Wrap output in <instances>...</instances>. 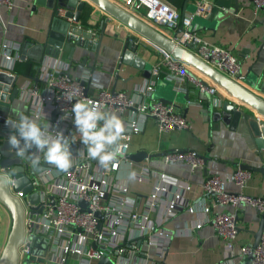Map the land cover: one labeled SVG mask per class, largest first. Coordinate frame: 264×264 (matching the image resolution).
<instances>
[{"label":"built area","instance_id":"built-area-1","mask_svg":"<svg viewBox=\"0 0 264 264\" xmlns=\"http://www.w3.org/2000/svg\"><path fill=\"white\" fill-rule=\"evenodd\" d=\"M119 1L127 9H142L144 17L152 23L170 29L180 26V30L171 36L176 43L186 47L226 77L236 79L239 75V60L233 50L204 39L190 28L193 14L204 11L199 3L194 13L180 16L176 8L166 0ZM250 1L254 9L264 10V0ZM0 4L10 7L12 0H0ZM57 16L63 17L67 22L64 35L68 40L87 46L95 45L94 31L81 30L76 21L64 16L62 7L57 8ZM85 33H89V36ZM19 59V43L2 40L0 72L13 76L15 62ZM160 67L178 74L183 80H190L192 91L212 95L221 88L165 51L152 67V73L157 72ZM67 71V62H41L38 81L29 79L23 85L17 84L18 94H21L26 103L29 101L27 116L36 119L42 127L50 125V131H62L66 137H76V141L70 146L72 166L66 171L45 163L43 153L39 154L40 164L36 168H33L29 158L20 157L27 165L32 190H36L38 194L35 203L29 202L27 195L21 190L12 188L13 178L7 172L8 167L0 165V173L5 175L9 191L19 198L23 207L24 230L22 240L16 247L17 264H97L100 256H109L112 264H147L139 256V241L144 239L147 244L155 246V256L162 258L174 234L163 223L182 210L201 212L202 218L193 226L199 227L202 222H210L215 234L221 238L223 255L216 264H236V261H241L247 254H251V264H264V195L248 194L240 189L228 191L217 174H207L201 182V188L209 198L199 205L190 204L182 194L189 185L175 182L177 187L169 188V178L164 172H160L157 181L145 196L141 209L134 208L127 200V183L116 179L115 174L121 166L132 162L127 157L131 135L140 131L148 118L154 120L158 130L188 127L185 116L172 102L154 98L144 101L145 97H152L154 77L149 76L144 84L135 87L132 92L117 88L89 91L88 69H82L75 76H69ZM199 78H204L207 83L204 84ZM69 97L73 100L68 101ZM75 100H92L107 112H129L123 122L125 132L115 144L109 146L108 150L114 154V160L106 168L88 155L87 147L79 140L71 111ZM186 102L199 105L194 100ZM53 109L57 112L51 118ZM8 118L12 119L0 111V132L7 137L12 131L5 124ZM1 150L0 147V158ZM179 158L185 160L191 169L201 164V157H197L194 151H170L163 154L165 161ZM130 172L137 181H142L147 175V170L140 165L137 169L131 167ZM250 173L249 169L236 167L231 178L241 188ZM37 204L40 205V212L36 217L34 213L29 215L30 208ZM242 204L255 208L263 220L255 246L250 241H235L240 228L237 211ZM217 205H229L232 210H215Z\"/></svg>","mask_w":264,"mask_h":264},{"label":"crops","instance_id":"crops-1","mask_svg":"<svg viewBox=\"0 0 264 264\" xmlns=\"http://www.w3.org/2000/svg\"><path fill=\"white\" fill-rule=\"evenodd\" d=\"M84 1L87 6L80 11L76 21L81 30L94 31L96 40H99V30L103 26L102 20H105L97 52L68 40L64 35L66 20L59 16L51 19V10L45 5L36 4L34 0H12L10 7L0 4V42L11 40L19 43L20 59L14 65L15 82L23 85L35 75L34 62L30 57L39 53L38 49L35 50L36 45L31 43L36 40L37 43L46 44L42 62H67L69 76H75L82 69H88L89 91L113 86L132 92L135 87L144 84L148 77L144 76L143 70L131 65L121 63L118 66L123 38L130 34L139 41L135 53L150 64L149 76L155 79L152 97H145L144 101L159 97L170 99L185 116L188 127L158 130L154 120L148 118L143 128L131 135L127 153L143 149L148 153H164L144 157L139 161L132 160L119 168L115 177L127 183V200L134 208L141 209L145 196L157 181L160 172H164L169 178V188L177 187L176 183L180 182L189 185L182 194L190 204L199 205L209 198L201 188V182L207 174H217L228 191L235 192L240 189L248 194L264 195V168L260 167L264 166V149H261L259 158L241 120L235 129H230L227 123L212 115L211 101L229 98L227 93L222 88L212 95L192 91L190 80H183L178 74L163 67L152 73V67L159 61L164 50L107 15L89 0ZM113 1L127 9L121 1ZM166 1L176 8L180 16L184 5L186 9L183 14L194 13L197 8L196 5L193 9L194 4L202 5L204 11L199 14H206L210 25L197 29L198 23L192 22L191 18L190 28L204 39L233 50L240 65L237 80L248 87L244 79L253 78L252 89L264 98V93L259 90V86L264 88V10L254 9L250 0ZM127 10L168 36H174L176 33V28L170 29L150 22L144 17L142 9L128 7ZM187 100L197 101L199 105L187 103ZM248 110L253 111L250 107ZM16 112L26 115V102L20 93L9 101L7 115L15 119ZM108 112L115 113L122 122L129 113L128 110L122 113ZM170 151H194L197 157H201V164L191 169L182 158L165 161L163 154ZM201 153L207 156L205 160L198 156ZM241 163H248L259 169H249L250 176L244 179L243 186L239 188L234 184L231 173ZM139 165L147 170V175L142 181L134 179L130 172L131 167L137 169ZM214 209L232 210V207L217 205ZM202 216L199 211L177 212L163 223V226L171 229L174 234L162 258L155 256V246L147 244L144 239L138 244L139 256H142L147 264H216L223 255L221 238L215 234L210 222H202L199 227L193 226ZM151 217L154 218V215L151 214ZM237 217L240 228L235 241L252 242L260 219L257 211L242 204L238 207ZM9 226V211L0 204V248ZM238 262L240 261H236V264Z\"/></svg>","mask_w":264,"mask_h":264},{"label":"water","instance_id":"water-1","mask_svg":"<svg viewBox=\"0 0 264 264\" xmlns=\"http://www.w3.org/2000/svg\"><path fill=\"white\" fill-rule=\"evenodd\" d=\"M36 4L45 5L51 10V19L57 16V8L62 7L64 9V16L71 17L73 21L78 20L80 11L87 6L84 0H34ZM95 6L103 10L107 15L115 18L119 22L123 23L131 30L139 34L141 37L149 40L155 45L162 48L165 52L171 54L174 58L184 62L186 65L191 67L192 70L199 73L202 77L208 78L210 81L218 84L228 95L229 98L222 99L221 101H211L210 108L212 109V115L220 119L221 121L228 124L230 129H235L238 125L239 120L243 123L249 138L255 148V152L259 158H261V149H264V98L261 97L255 90L253 78H245L248 87L241 84L237 77L231 79L218 72L207 63L199 59L186 47L176 43L171 36L164 34L159 31L149 22L136 16L132 12L118 5L112 0H89ZM197 4L193 5V9ZM185 5L182 8L181 16L184 14ZM193 21L198 23L197 29L206 28L210 25L207 21V15H201L194 13L192 16ZM103 26L99 30V40L103 33V27L105 20H102ZM67 27V22L64 28ZM180 30V26H177L176 31ZM89 36V33H85ZM99 40H96L94 46H87L84 43H78L85 48L93 49L94 52L98 51ZM138 40L130 34H127L122 41L121 49L118 55V66L123 64L131 65L135 68L143 70L145 77H149L151 73V66L144 61L142 57L135 53L136 45ZM36 45L35 50L38 49L39 53L37 56H29L34 62L35 75L31 76L34 82L38 81V74L40 73V65L42 62V56L46 50L45 43H37L36 40L31 42ZM23 46V45H22ZM33 47V48H34ZM83 59V58H82ZM71 62V60H70ZM190 72V70H188ZM191 73V72H190ZM117 72H115V76ZM195 76V75H194ZM16 73L11 76L3 72H0V111L7 114L9 101L15 98L19 92L17 83L15 82ZM204 84L206 80L199 78ZM256 87V86H255ZM111 89H114L112 86ZM259 90L264 93V88L259 86ZM187 94V93H186ZM184 95L186 98L187 95ZM160 101L171 102L168 98L159 97ZM213 102V103H212ZM29 101L26 103L28 107ZM250 107L253 111H249ZM56 109H53L50 113L51 118L54 117ZM61 112V111H59ZM27 113V110H26ZM7 136L0 132V147L2 158H0V165L2 167H8L7 172L13 178L12 188L14 190H21L26 196L27 200L31 203H35L38 198L36 190H32L31 179L27 174V165L22 159L15 155V151L9 150L7 143ZM164 152L148 153L146 150H137L135 152L127 153V157L133 161H139L144 157H149L155 154H161ZM202 156L203 160L207 158L204 153L198 154ZM240 168L246 169H259L256 166H252L248 163L239 164ZM264 168V166H260ZM0 204H2L10 214V226L6 234L5 240L0 248V264H17V252L16 247L21 242L23 236V207L19 201V198L12 194L7 186L5 175L0 173ZM40 212V205L37 204L29 210V215L35 214V217ZM97 213V212H95ZM263 220L260 217L256 230L253 233L252 246H255L258 242L259 235L261 233V227ZM251 254H247L238 264H251ZM97 264H112V260L109 256H100L97 260Z\"/></svg>","mask_w":264,"mask_h":264},{"label":"clouds","instance_id":"clouds-1","mask_svg":"<svg viewBox=\"0 0 264 264\" xmlns=\"http://www.w3.org/2000/svg\"><path fill=\"white\" fill-rule=\"evenodd\" d=\"M72 100L68 98V101ZM71 111L74 114L76 133L87 147L88 155L101 167H108L114 160V154L108 149L125 132L123 122L115 113L103 110L92 100H75ZM14 116L15 119L8 118L5 121L6 126L12 130L7 138L10 151L14 150L18 157L29 158L33 168L40 164V153H43V159L48 165L61 171L71 168L70 146L76 141L74 135L66 137L62 131H50V125L42 127L36 119L21 112L14 113Z\"/></svg>","mask_w":264,"mask_h":264},{"label":"trees","instance_id":"trees-1","mask_svg":"<svg viewBox=\"0 0 264 264\" xmlns=\"http://www.w3.org/2000/svg\"><path fill=\"white\" fill-rule=\"evenodd\" d=\"M15 68V67H14Z\"/></svg>","mask_w":264,"mask_h":264}]
</instances>
